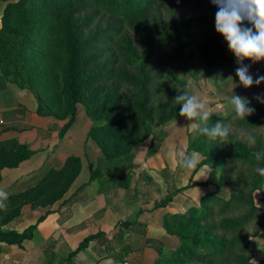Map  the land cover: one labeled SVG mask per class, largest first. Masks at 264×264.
Instances as JSON below:
<instances>
[{
  "label": "trees",
  "instance_id": "trees-1",
  "mask_svg": "<svg viewBox=\"0 0 264 264\" xmlns=\"http://www.w3.org/2000/svg\"><path fill=\"white\" fill-rule=\"evenodd\" d=\"M34 1L41 5L31 6ZM159 6L185 9L192 14L203 9L213 13L218 11V6L211 3V0H10L4 7L0 28V89L5 88L8 81L18 86L22 84L19 63L32 33L54 31L59 37L58 44L62 53L67 57L60 90L67 120L59 129V139L62 140L74 123L77 103L85 105L94 123L100 122L93 128L101 132L94 134V137L96 144L101 148L103 146L102 155L90 169L83 185L101 175H107L113 186L122 187L127 184V171L133 162L135 146L153 135L150 125L153 124L154 116L158 114L155 125L159 127L176 115V107L171 106V100L165 104H152L162 87L157 83L150 90L154 82L156 48L152 44L147 20L149 14ZM96 14L112 18V26L100 32H90ZM14 18L20 20L19 24L14 23ZM123 24L141 32L145 58L139 56L124 34L114 48H110L114 38L121 34ZM210 32L211 38H207V42L211 49L218 56L224 55L227 47L220 44L221 34L216 32L215 27H210ZM185 33L188 35V44L192 43L195 36L189 25H185ZM161 36L168 41L165 47L171 48L173 46L169 42L175 43L179 33L175 31L173 36L163 31ZM205 48L203 50L206 53ZM207 59L208 73L214 58ZM161 65L164 68L170 67L163 60ZM46 78H49V74ZM28 87L31 88L30 85ZM130 90L134 92L129 94ZM100 92L105 93L104 98L100 99V108L95 110L93 104L99 100ZM240 96L249 101V105L256 102L261 107L264 104L254 94ZM36 111L45 114L38 106ZM234 118V110L226 114H212L207 124H201V128L210 129L217 121L227 123ZM233 123L243 132L264 129V110L259 109L258 113L244 119L235 118ZM252 134H259L252 146L233 134H229L225 142L210 139L211 154L219 156L224 165L228 157L235 162L229 169H225L227 180L232 185L228 198L219 192H207L201 197L198 207H191L183 214L172 215V221L165 224V229L179 239V247L169 258L155 264H191L193 261L201 264H264V258L256 262L251 260V237L264 229V177L255 170L258 166L264 167V158L260 162L255 158L257 152L264 154V136L258 132ZM199 140V137L191 140L189 136L188 148L193 150ZM106 141L108 146L104 147ZM224 143L228 151L221 148ZM30 155L31 150L27 144H19L15 140L0 142V168L16 167ZM207 158H202L197 167L204 163L212 167ZM238 165L242 167L238 168ZM243 169L248 171L247 174ZM80 170L81 158L69 155L60 168L49 169L34 186L8 195L6 209L0 210V248L3 244L22 248L23 242L32 238L39 222L52 209H47L34 224L22 231L8 229L5 225L20 216L24 204L45 207L62 199ZM244 188L248 190L246 193ZM181 189L169 192L160 201V205L169 203ZM254 190L260 193L263 206L254 202ZM99 237L108 238L102 231L90 234L68 256H75L90 241ZM122 262L123 257L119 255L114 259L115 264Z\"/></svg>",
  "mask_w": 264,
  "mask_h": 264
},
{
  "label": "crops",
  "instance_id": "crops-1",
  "mask_svg": "<svg viewBox=\"0 0 264 264\" xmlns=\"http://www.w3.org/2000/svg\"><path fill=\"white\" fill-rule=\"evenodd\" d=\"M8 1L0 0V28ZM253 86L262 90L264 82ZM242 89L233 93H248V89ZM233 90L226 98L215 97L210 102L218 108L233 110L228 104ZM219 99L225 100L224 108ZM35 110L34 96L29 89L9 81L0 89V142L15 140L27 144L31 150L30 157L18 166L0 168V190L10 195L34 186L49 169L60 168L69 155L81 158V170L62 199L45 207L24 204L20 216L5 225L22 231L47 209H52L39 222L32 238L23 242L22 248L1 245L0 264H107L109 260L115 264L118 255L123 257L119 264H155L169 258L178 249L179 239L167 232L165 224L171 223L172 215L198 207L201 197L216 191L217 187L210 164H201L191 172L179 166L180 159L195 152L188 148L183 117L157 127L150 138L137 145L127 171V184L121 187L113 186L107 175L83 185L102 155L100 149L90 138L70 131L60 140L58 132L63 120ZM169 151L174 154L171 159ZM151 172H156L160 179H154ZM180 188L169 203L160 205L169 192ZM98 231L108 238L94 239L75 256H68L83 238ZM251 240V260L256 262L264 258V229Z\"/></svg>",
  "mask_w": 264,
  "mask_h": 264
},
{
  "label": "rangeland",
  "instance_id": "rangeland-1",
  "mask_svg": "<svg viewBox=\"0 0 264 264\" xmlns=\"http://www.w3.org/2000/svg\"><path fill=\"white\" fill-rule=\"evenodd\" d=\"M35 5L40 6L41 3L34 1L33 4H31L33 7H35ZM215 14L216 13L209 12L206 9L192 14L187 12L185 9L177 10L169 6H159L156 7L148 16L147 28L152 33V44L156 48V55L154 57L155 62L153 64L155 68L154 82L152 83L150 90L155 87L157 83L162 87V91L154 97L152 104H165L171 100V106L176 107L174 109V111H176V115L164 122L161 126L168 123L170 124L177 118L182 117L179 115L182 105H179L174 100V97L182 93L184 88H188L190 94L195 93L200 96L201 99L205 100L212 114H226L233 111L231 108H224L225 106L223 105V101L225 100L219 99V103L222 104H220V106L224 109H221V107L218 108V106H215V103L212 104L210 102L215 97L222 96V98H226L233 88L234 90L232 93L239 92L243 86L239 83V77L236 75V69L239 67V64L237 63L234 54L228 49V45L224 37L221 35L222 38L220 44L227 47V50L222 56H218L217 52L211 49L210 43L207 42V38H211L210 27H215ZM96 15V21L90 28V32H100V30L110 28L112 26V18L102 14ZM19 21V19L14 18V23H18ZM185 25H189V29L195 36L192 40L193 42L189 44L188 35L185 33ZM243 26L251 27V25L246 21ZM163 31L168 32L173 36L175 35V31L179 33V37L175 43L169 42V44L173 47H165L164 44H168V41L163 39L161 36ZM122 34L130 39L132 46L136 49L139 56L141 58H145L146 52L141 32H136L125 24L122 25L121 34L114 38V44H112V47L110 48H114L115 43L119 42L121 36H123ZM58 38V35H56L54 31L49 30L41 34L32 33L29 39V45L25 48L22 55V61L19 63V69L23 77L20 87L27 88L32 92L34 96L35 109H37L38 106L45 114H53L56 118L63 120L64 124L67 118L64 116V106L60 90L65 77L67 57L64 53H62L59 47ZM205 44L206 48L204 47ZM204 48L206 49V53L203 50ZM207 58H214L208 73L206 72ZM161 60H163L165 64L170 65V67H162ZM244 62L250 66L249 72L254 78L257 75H264V60L253 63L251 60L245 59ZM48 74L49 78H46ZM45 79L48 80L45 81ZM262 83L263 82H261V84ZM28 85H30L31 88H29ZM177 88H180L179 91ZM245 89H248V93L235 94L239 96L240 94H254L255 96L264 94V89H258L253 85L248 88L244 87L242 90ZM133 92L134 90H130L129 94ZM100 94L99 100H96L93 104L95 110L100 108V99L104 98L105 93L100 92ZM253 103L249 106L255 108L254 113H258L259 109L264 110V104L259 107V103ZM157 116L158 114L154 116L153 124L150 125L152 134L155 132V129H157V126L155 125ZM234 119L223 124L230 126V134L239 136L243 142L248 143L250 146L253 144H250L247 140V136L249 134H252V132H258L262 133L261 135L264 136V129L244 132L239 130L233 123ZM182 121L185 126H187L188 140L189 136L191 140L197 137L200 139L199 142L193 146V151L198 153L201 159L208 157L207 159H209V163L212 164V177L217 183L215 192H219L221 196L228 198L232 185L231 181L227 180L225 169H229L233 166L235 164L234 160H231L230 157H228L225 160L226 165L222 164L221 158L215 154H211L209 151L211 138L200 131H194L191 128V123H198V121H189L185 117H183ZM96 124H100V122H93L91 117L87 114L85 105L77 103L76 119L68 131H70L71 134H82L85 139L90 138V142L95 143L102 154L103 146L101 148L95 142L94 136L101 134L100 131L93 128ZM252 135H254L255 139H257L259 134ZM105 146H108L107 141L104 143V147ZM221 148L228 151L225 143ZM241 167V165H238V168ZM243 171L246 174L248 172L245 169H243ZM234 181H236L235 178L233 179V182ZM234 183L236 184V182ZM247 191L248 190L244 188V192L246 193ZM252 197L255 203L263 206L261 195L257 190L252 192ZM247 230L252 232L249 228Z\"/></svg>",
  "mask_w": 264,
  "mask_h": 264
},
{
  "label": "clouds",
  "instance_id": "clouds-1",
  "mask_svg": "<svg viewBox=\"0 0 264 264\" xmlns=\"http://www.w3.org/2000/svg\"><path fill=\"white\" fill-rule=\"evenodd\" d=\"M211 3L218 6L215 14V30L221 34L227 42L228 49L234 54L239 67L236 69V75L239 77V83L245 88L253 84L259 85L264 82V75H257L255 78L249 72V65L244 64L245 59L253 63L264 60V0H211ZM247 22L251 27L243 26ZM190 86V85H189ZM178 91L180 88H177ZM174 97V100L182 105L179 115L187 118L189 121L198 120L200 123H191L194 131H200L213 140L225 142L230 134V126L217 121L210 129L201 128V124H207L212 115L207 106V102L195 93H189L188 88ZM259 102L264 103V94L255 97ZM249 101L233 93L228 98V104L235 112V118L244 119L255 112V108L249 106ZM247 140L250 144L256 142L255 136L249 134ZM173 152L169 151L168 156L171 159ZM257 162L264 158V154L255 153ZM200 155L196 152L185 155L179 161V166L187 172L194 171L200 163ZM256 172L264 177V167L258 166ZM202 171H206L202 170ZM210 173V170H207ZM150 175L159 180L156 172ZM207 175V174H206ZM206 175H201L206 176ZM199 177V178H200ZM8 199V193L0 190V210L6 209L5 201ZM112 264V261H107Z\"/></svg>",
  "mask_w": 264,
  "mask_h": 264
},
{
  "label": "water",
  "instance_id": "water-1",
  "mask_svg": "<svg viewBox=\"0 0 264 264\" xmlns=\"http://www.w3.org/2000/svg\"><path fill=\"white\" fill-rule=\"evenodd\" d=\"M124 226H126V225L124 224Z\"/></svg>",
  "mask_w": 264,
  "mask_h": 264
}]
</instances>
